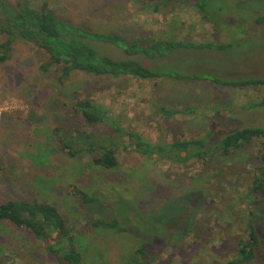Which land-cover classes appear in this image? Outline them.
<instances>
[{
	"label": "rangeland",
	"instance_id": "374dc122",
	"mask_svg": "<svg viewBox=\"0 0 264 264\" xmlns=\"http://www.w3.org/2000/svg\"><path fill=\"white\" fill-rule=\"evenodd\" d=\"M43 3L59 19L127 39L225 45L224 50H174L152 65L158 72L264 79V0H215L221 13L210 17L216 15L219 24L226 19L218 28L214 22L202 23L194 9L182 4L30 0L36 9ZM48 62L42 50L19 41L11 59L0 64V204L23 200L55 206L83 264H126L139 259L141 246L151 264H224L236 257L239 241L248 238L249 224L259 246L256 258L244 264H264V187L257 200L249 194L253 181L264 178L260 139L226 156L207 147L202 160L182 164L145 158L119 146L118 167L111 170L91 163L97 151L70 157L59 141L76 131L113 135L103 124L87 125L74 113L76 102L89 99L124 131H135L149 144L201 139L217 144L233 130L264 128V87L83 72H73L62 84L56 80L58 66L40 70ZM185 107L194 113L185 115ZM161 108L173 114L167 118ZM75 190L96 201L85 204ZM97 220H116L118 226L95 227ZM0 264L60 262L33 233L3 221Z\"/></svg>",
	"mask_w": 264,
	"mask_h": 264
},
{
	"label": "trees",
	"instance_id": "16d2710c",
	"mask_svg": "<svg viewBox=\"0 0 264 264\" xmlns=\"http://www.w3.org/2000/svg\"><path fill=\"white\" fill-rule=\"evenodd\" d=\"M0 0V64L11 59L16 42L30 43L47 56L48 63L40 66L41 71H47L49 66L56 65L59 72L56 80L65 83L73 72H83L91 76L120 77L130 76L140 80H154L159 78L176 80H206L216 85L234 88L262 86L264 79L232 80L211 76L183 77L153 69L155 63L168 59L170 53L177 49L199 47L211 50H224L225 45L218 43L192 44L182 41H166L160 39L125 38L116 32H100L91 28L74 25L59 19L53 10L43 3L39 9L30 5V0ZM151 1V0H150ZM155 6L182 4L194 9L200 16L202 23H213L215 28L224 25L214 21V16L221 13L214 6L215 0H152ZM213 15L212 18L210 17ZM258 20H256L257 22ZM107 50L106 52L104 50ZM120 52L116 57L115 52ZM117 52V53H118ZM74 113L81 117L87 125L103 124L113 135L86 134L82 131L70 132L67 137L59 141L70 157L85 152H98L91 163L103 169H115L118 161L115 157L119 146L129 149L145 158L155 157L160 160L167 158L175 163H186L194 159L202 160V153L208 147L226 156L232 150L252 139L262 141L261 160H264V128H242L224 135L217 144H207L204 139L176 141L171 144L152 145L142 139L135 131H124L118 126L117 120L112 118L104 107L92 100L86 99L73 105ZM194 108L185 107V115L194 113ZM161 113L167 118L173 111L161 108ZM59 133V130H55ZM65 133V131H64ZM119 139V141H118ZM74 147H77L76 149ZM160 156V157H159ZM261 176H264L262 171ZM249 194L257 200L264 178H256ZM74 194L85 204L96 201L84 192L75 190ZM7 221L18 228H23L46 243V250L58 257L60 264H83L82 254L74 247V238L70 236L66 223L55 206L46 202L8 200L0 204V222ZM95 227L106 226L115 229L118 222L97 220ZM259 238L254 227L248 225V238L238 243L237 255L233 260L224 264H244L256 258ZM139 259L126 264H151L143 246L138 248ZM62 260V261H61Z\"/></svg>",
	"mask_w": 264,
	"mask_h": 264
}]
</instances>
